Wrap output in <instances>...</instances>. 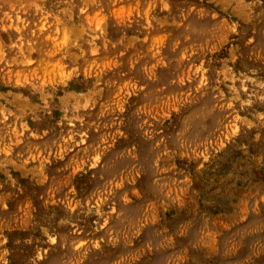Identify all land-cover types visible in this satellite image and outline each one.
I'll return each instance as SVG.
<instances>
[{
	"label": "rangeland",
	"instance_id": "obj_1",
	"mask_svg": "<svg viewBox=\"0 0 264 264\" xmlns=\"http://www.w3.org/2000/svg\"><path fill=\"white\" fill-rule=\"evenodd\" d=\"M0 264H264V0H0Z\"/></svg>",
	"mask_w": 264,
	"mask_h": 264
}]
</instances>
